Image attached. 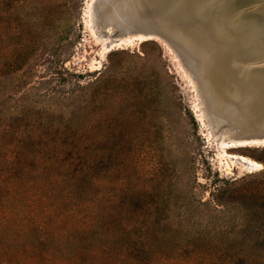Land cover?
I'll use <instances>...</instances> for the list:
<instances>
[{
    "label": "rangeland",
    "instance_id": "1",
    "mask_svg": "<svg viewBox=\"0 0 264 264\" xmlns=\"http://www.w3.org/2000/svg\"><path fill=\"white\" fill-rule=\"evenodd\" d=\"M10 1L0 120L28 122L36 144L68 128L91 188L74 214L32 189L0 224V264H264V146L218 151L200 117L203 85L170 44L110 26L125 38L104 50L93 0ZM86 222L78 251L67 236Z\"/></svg>",
    "mask_w": 264,
    "mask_h": 264
},
{
    "label": "bare ground",
    "instance_id": "2",
    "mask_svg": "<svg viewBox=\"0 0 264 264\" xmlns=\"http://www.w3.org/2000/svg\"><path fill=\"white\" fill-rule=\"evenodd\" d=\"M93 1L89 26L102 49L124 41L125 36L109 34L110 26L170 44L203 85L200 117L221 154L249 144L264 146V0H219L218 9L213 7L216 30L211 18L201 17L184 28L178 18L186 0L179 10L164 8L161 0ZM202 3L210 7L207 0ZM234 13L243 14V25L228 21Z\"/></svg>",
    "mask_w": 264,
    "mask_h": 264
},
{
    "label": "trees",
    "instance_id": "3",
    "mask_svg": "<svg viewBox=\"0 0 264 264\" xmlns=\"http://www.w3.org/2000/svg\"><path fill=\"white\" fill-rule=\"evenodd\" d=\"M13 3L3 0L1 11L8 12ZM13 65L9 63L7 70H11ZM27 124L0 120V224L9 222L15 215L13 211L18 213L15 210L18 208L17 203L25 200L32 189L38 198L48 194L49 197L61 198L60 205L63 202L73 203L70 214H74L85 203L90 193V182L85 176L90 173V169L89 166L83 168L77 165L73 133L66 127H59V134L44 136L46 139L36 144L27 130ZM40 177L45 179L40 180ZM11 205L10 211L7 207ZM35 229L44 233L40 226ZM43 233L35 235L33 239L38 248L48 239ZM147 233V230L142 233L141 242ZM92 234L91 226L86 222V227H74L67 237L78 251H84ZM153 234L157 237L156 233ZM134 252L136 254L133 255L137 257L138 249Z\"/></svg>",
    "mask_w": 264,
    "mask_h": 264
},
{
    "label": "water",
    "instance_id": "4",
    "mask_svg": "<svg viewBox=\"0 0 264 264\" xmlns=\"http://www.w3.org/2000/svg\"><path fill=\"white\" fill-rule=\"evenodd\" d=\"M201 3L206 1V0H199V2L197 3V6L193 5L192 3L195 4V0H186V4L185 6H183L181 8V10L179 11V22L181 24H183L184 28H189V23H190V20L194 19L195 21H198V20H201L199 17L202 18V20H204L205 18H211L212 19V23L214 24V29L216 30L218 28L217 26V21H219V18L218 16H216L217 14L215 12H218L213 10V7L214 8H217L218 9V6H219V0H207L209 2V8L208 9H204L203 8V5L204 3ZM164 8H168V9H171V7L173 6H176V8L179 10L180 8V4L182 3V0H161ZM175 2V3H174ZM247 11V10H246ZM205 14L207 16H205ZM231 14V13H230ZM247 14V13H244V15ZM235 16H230L229 15V18H228V21H231L233 23H235L236 25H243L244 23H242L243 21H241L242 18V13H234ZM242 23V24H241ZM156 31L158 32H162V29L159 28V29H156ZM156 32V33H158ZM242 63H244V61H241ZM253 68V67H252Z\"/></svg>",
    "mask_w": 264,
    "mask_h": 264
}]
</instances>
